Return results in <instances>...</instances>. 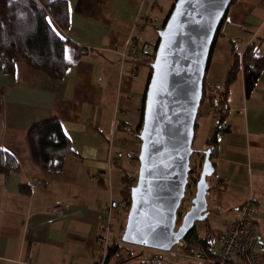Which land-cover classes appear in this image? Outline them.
Returning a JSON list of instances; mask_svg holds the SVG:
<instances>
[{"label":"crops","instance_id":"1","mask_svg":"<svg viewBox=\"0 0 264 264\" xmlns=\"http://www.w3.org/2000/svg\"><path fill=\"white\" fill-rule=\"evenodd\" d=\"M66 1L68 28L51 23L80 52L62 79L30 68L21 57L13 59L12 73L0 63V147L17 161L14 170L0 173V264H93L110 203L117 206L111 218L113 239L125 224L123 175L138 169L134 156L140 144L129 139L128 131L140 121L149 65L124 59L121 52L132 38L151 51L156 40H143L142 30L157 25L152 12L159 6L157 0ZM250 44L256 55L264 53V0H234L204 75L212 89L195 120L202 129L201 149L218 121L209 96L224 82L234 55ZM68 56L73 59L70 51ZM223 101L226 130L217 136L214 172L208 178L207 209L213 215H207L206 232L201 231L210 238L223 232L251 198L264 261V67L246 94L241 65ZM48 118L60 122L71 145L59 172L37 164L27 140L28 128ZM56 202L67 204L66 215L48 223L47 210Z\"/></svg>","mask_w":264,"mask_h":264},{"label":"water","instance_id":"2","mask_svg":"<svg viewBox=\"0 0 264 264\" xmlns=\"http://www.w3.org/2000/svg\"><path fill=\"white\" fill-rule=\"evenodd\" d=\"M230 2L174 0L157 31L144 92L136 181L121 233L125 243L168 250L196 221L207 218V178L214 172L209 150L203 153L190 206L177 219L192 172L194 125L210 50Z\"/></svg>","mask_w":264,"mask_h":264},{"label":"trees","instance_id":"3","mask_svg":"<svg viewBox=\"0 0 264 264\" xmlns=\"http://www.w3.org/2000/svg\"><path fill=\"white\" fill-rule=\"evenodd\" d=\"M233 1L231 0L230 3ZM172 5L173 3L163 18L162 25ZM68 14L69 10L66 0H0L1 68L6 72L12 73L14 68L13 59L15 57H21L30 68L39 70L51 78L57 80L62 79L68 67L79 56L80 51L77 46L69 44L70 42L68 40L63 39L53 28L51 22L55 23L60 29L65 30L68 28ZM155 47L156 42L151 51L147 52L141 48V52L144 55L140 58L139 62H152ZM69 51L72 53L73 59H70L68 56ZM255 51L256 49L253 44H250L244 49L242 54L236 53L234 55L224 82L216 89V93H212L214 98L208 100L213 110L216 106L224 103L223 100L228 92L229 86L236 79L241 65L245 93L249 94L253 89L261 69L264 67V53L262 55H256ZM150 72L151 68L149 67L148 79ZM209 89L212 88L207 87L203 82L201 102L205 99V95L211 91ZM144 92L140 108V121L134 129L128 131V135L131 137L129 139L135 141L137 145L140 143L138 135L142 122ZM219 112V120L212 126L211 132L207 134L205 139L206 148L202 150L194 149V153H197V158L192 163V168L197 159H199V164L202 163L203 153L206 150H209L210 158L215 154L217 136L226 130V127L220 126L226 111L219 108ZM195 128L196 122L194 132ZM27 140L31 156L37 164L48 172L60 171L61 161L70 152L71 145L60 122L56 118H48L32 124L27 130ZM138 146L136 149L137 152L139 151ZM137 155L135 154L134 160L138 168ZM16 167V159L0 147V173H8ZM192 172L196 173V175L198 174V171L194 170ZM136 173L137 170L134 175L130 174L131 178L127 174L123 175L124 186L122 188V195L125 200L126 214L130 204V189L136 181ZM190 176L194 177L193 174H189ZM123 227L124 224L122 225V229ZM204 227L205 223L202 228ZM197 231L196 227L193 226L184 236V240L189 244L188 248L190 249L194 244H197L209 250L211 238L200 236ZM204 231L206 232L205 228ZM119 240L110 242L106 255V263L112 255L121 252L122 246L119 244Z\"/></svg>","mask_w":264,"mask_h":264},{"label":"built area","instance_id":"4","mask_svg":"<svg viewBox=\"0 0 264 264\" xmlns=\"http://www.w3.org/2000/svg\"><path fill=\"white\" fill-rule=\"evenodd\" d=\"M137 40L133 38L128 41L127 48L121 52V57L124 59H129L133 62L139 63L140 58L144 55L141 52V48L137 45ZM144 47H147V44H143ZM149 61H146V63ZM210 100L214 97L209 96ZM219 108L225 110L224 106H216L214 109V114L218 118L220 117ZM221 127H225L224 122L220 123ZM123 129H126V125H122ZM206 145L202 149H205ZM119 162V160H117ZM192 167V164H190ZM201 169V163L199 160H196L195 165L192 168V171H198V174L191 172L194 177H189L188 184L185 189L184 198L190 201L193 189L195 190L196 180L198 179ZM129 178L131 176L126 172ZM187 196V197H186ZM181 201L179 210L183 209L184 206ZM213 204V202H212ZM210 205L211 209L215 208L214 205ZM208 206V204H207ZM116 204L110 203L107 209V218L102 231L98 236V241L101 245L100 254L97 260L93 264H106V255L108 246L112 240L110 232V221L112 218L113 210L116 208ZM67 204L62 202H56L52 205L47 212L50 216L47 218V222H52L54 219L66 215ZM240 214L233 221L229 222L226 226V229L223 232H220L214 235L211 238V243H216L217 248L212 249L209 245V250L201 245H197L195 248H188V242L181 239L177 243L173 244L170 249L166 250L171 256L174 257H185L188 259L199 258L203 261H207L209 264H264V261L259 255L258 247L260 245V237L254 227V219L257 213V206L251 198L246 199L239 206ZM180 212L178 213V215ZM181 216V215H180ZM18 264H37L31 261H18Z\"/></svg>","mask_w":264,"mask_h":264},{"label":"rangeland","instance_id":"5","mask_svg":"<svg viewBox=\"0 0 264 264\" xmlns=\"http://www.w3.org/2000/svg\"><path fill=\"white\" fill-rule=\"evenodd\" d=\"M174 2V0H157L158 8L152 12V15L157 19V25H146L144 27L143 32V40L146 39L149 42H153L157 40V31L160 28V24L162 23V18L166 15L167 10L171 6V4ZM148 71V67H147ZM205 99L200 103L199 109L201 110L205 106ZM201 128V127H200ZM198 128L197 126L195 128L194 138L192 141V148L195 150H202L201 147V137H202V129ZM197 153H192L190 155V164L194 162V160L197 158ZM199 160V159H198ZM194 195V189L192 192L191 198ZM187 197V196H186ZM184 206V212L189 208L190 201L188 199H185L182 201ZM184 214V213H183ZM213 215V213L209 212L208 217L210 218ZM113 216V215H112ZM178 219V218H177ZM112 220V219H111ZM180 222V220H179ZM114 223V220H113ZM205 221H196L194 223V226L196 229L200 232V236L204 235V231H201L202 226L204 225ZM110 232L112 236V240H119V244L122 246L121 252H118L115 255H112L109 261L106 264H209L207 261H203L199 258H185V257H174L171 256L168 251L166 250H159L144 246H139L131 243H125L121 241V233L122 230L118 231V234L116 237H114L113 240V228L112 223L110 221ZM179 223H177L178 225ZM176 225V226H177ZM120 237V238H119ZM211 242V239H210ZM193 248L196 247V244L192 246ZM211 247L214 249L217 248L216 243H211Z\"/></svg>","mask_w":264,"mask_h":264},{"label":"flooded vegetation","instance_id":"6","mask_svg":"<svg viewBox=\"0 0 264 264\" xmlns=\"http://www.w3.org/2000/svg\"><path fill=\"white\" fill-rule=\"evenodd\" d=\"M191 173V172H190ZM189 173V174H190ZM188 179H189V177H188ZM185 210V209H184ZM184 210L183 209H181V210H179V212H180V214L178 215V220H180V218H181V216L183 215V213H184ZM181 215V216H180Z\"/></svg>","mask_w":264,"mask_h":264}]
</instances>
